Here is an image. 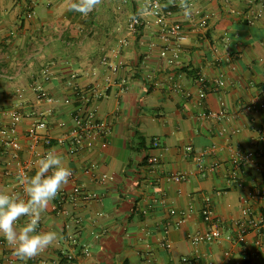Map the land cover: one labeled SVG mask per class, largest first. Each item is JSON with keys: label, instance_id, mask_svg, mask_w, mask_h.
<instances>
[{"label": "crops", "instance_id": "obj_1", "mask_svg": "<svg viewBox=\"0 0 264 264\" xmlns=\"http://www.w3.org/2000/svg\"><path fill=\"white\" fill-rule=\"evenodd\" d=\"M148 1L101 0L83 15L71 10L73 0H0V127L12 125V112L21 115V149L0 137V190L13 193L22 165L47 151L28 137L37 121L47 122L50 150L75 173L37 227L55 231L57 240L35 257H17V264H68L69 256V264H264V245L257 244L264 229L238 240L241 197L264 187V158L239 169L233 160L237 152L263 147L264 109L247 107L264 101V0H186L188 16L181 0H173L170 21L184 24L187 34L174 62L171 52L161 55L171 45L146 11ZM136 15L144 25L131 34ZM121 39L127 45L117 54ZM105 57L124 65L112 73ZM201 78L209 86L216 79L225 82L208 91L203 107ZM37 83L58 103L39 100ZM94 90L101 97L91 95ZM219 109L227 112L223 120L199 118L202 110ZM77 114L95 115L110 132L96 136L93 147L72 152L59 140L75 128ZM189 146L195 153L217 146L204 163L219 166L203 176L197 153L187 154ZM36 170L34 164L30 176ZM174 174L185 179L177 181ZM75 186L92 200L72 199ZM62 194L68 195L67 214L53 209ZM207 199L222 237L194 244L191 237L209 229L202 216ZM26 222L22 217L16 227ZM0 241H6L2 235ZM12 255L10 245H0V264Z\"/></svg>", "mask_w": 264, "mask_h": 264}, {"label": "built area", "instance_id": "obj_2", "mask_svg": "<svg viewBox=\"0 0 264 264\" xmlns=\"http://www.w3.org/2000/svg\"><path fill=\"white\" fill-rule=\"evenodd\" d=\"M254 1H250L252 3ZM146 11L152 14L158 21V23L162 27L161 37L169 42L171 45L169 48H165L161 51V55L163 57H169V52H171V62L177 61L181 57V53L183 50L184 41L187 37L186 34V27L184 24L179 22H172L170 18L173 15V10L166 8V5L161 0H149L146 5ZM252 21L255 20V17L251 18ZM251 21V22H252ZM144 25V19L141 15L134 16L130 23H129V32L136 33L139 26ZM201 25L206 26V21H203ZM127 45L126 39H121L119 41L118 49L115 53H119L120 49ZM103 62L108 66L109 70L112 73H118L120 69L123 67V61L113 62L110 61L107 57L104 58ZM43 76L46 80H49L51 77V73L48 69L43 72ZM202 83V87L199 93V105L203 107L204 99L206 98L208 91H218L222 87H224L225 82L223 79H216L212 86L207 84L205 78H201L200 80ZM122 83H126V78L122 79ZM34 89L37 93V97L41 101H46L50 104L58 103V100L48 94V92L43 88L41 83H37L34 86ZM94 94L97 97H101V93L99 90H94ZM190 95V93H188ZM248 110L258 111L264 109V101L261 103H256L255 101L248 105ZM13 118V123L10 127H0V137L2 142L12 147L15 150L21 149V144L19 142L17 133H16V126L17 122L19 121L21 115L19 112L14 111L11 113ZM227 116V112L224 109L219 110H202L199 113V118L201 119H208V120H223ZM75 123L76 126L72 130L66 133V135L62 136L59 140L60 142L67 144L69 149L72 152L77 151L79 148L86 146L87 148H91L94 145V139L96 136L102 133H109L110 128L106 125V123L95 117V115H82L77 114L75 116ZM48 130L47 122L45 121H37L34 123L28 130V137L33 141L35 145L43 143L45 147H47V151L54 145V140L46 134ZM260 141L263 144L262 149L260 150H249L246 152H237L233 155V160L236 167L239 169L242 166H247L249 164L255 163L256 160L264 158V128L260 134ZM155 145H158V141H155ZM217 149V146H212L202 152H196L194 149L189 146L187 147V154L193 155L196 154V159L198 161L199 170L201 171L202 175L205 176L207 170H215L219 164L213 163L211 165H206L204 163L205 157L213 154ZM46 151V152H47ZM45 152V153H46ZM44 153V154H45ZM43 154V155H44ZM42 155V156H43ZM35 161H31L28 163H24L21 168V173L19 176H28L30 177V171L32 170ZM72 171V170H71ZM233 175H236V172H233ZM172 177L177 180L181 181L184 180L185 177L181 174H174ZM17 183V187L14 190V194L17 192H21L23 194V185L19 182ZM70 180H75V173L72 171V176ZM24 195V194H23ZM78 197H82L85 201H90L93 198V195L86 194L81 186H75L73 195L71 196L72 199L77 200ZM70 198V199H71ZM68 199V195L62 194L58 201L54 204L53 209L58 213H65L67 214L68 211L65 208L66 200ZM207 203L202 210V216L204 221L208 224L209 229L206 234L197 233L194 234L191 238L194 244H197L201 241L207 242H214L222 237V228L219 219L216 218L214 215L213 209L211 207V200L207 199ZM260 204L262 209H258L256 206ZM241 212L242 217L238 221L240 227V233L238 236L239 241H244L245 236L252 230L262 231L264 229V187L254 188L251 189L246 195L241 197ZM176 211L173 210V213ZM182 222V221H181ZM231 239V236L227 237ZM72 242L77 244V238H72ZM258 246L264 245V239H260L257 241ZM0 245L6 246L8 243L6 241H0ZM82 252L87 253L89 248L86 245H83L81 248ZM68 264L72 262V257L69 256ZM186 260V259H185ZM7 264H17V257L14 255L10 256L7 260ZM25 264H31L29 262H25ZM35 264H45L43 262H38ZM52 264H65L64 262H56Z\"/></svg>", "mask_w": 264, "mask_h": 264}, {"label": "clouds", "instance_id": "obj_3", "mask_svg": "<svg viewBox=\"0 0 264 264\" xmlns=\"http://www.w3.org/2000/svg\"><path fill=\"white\" fill-rule=\"evenodd\" d=\"M101 0H73L72 11L88 15L100 5ZM184 15H190L186 0H181ZM35 174L20 177L23 196L0 190V235L13 249V254L21 260L39 255L57 240L55 231L37 232L41 215L69 183L71 169L64 158L55 150H48L35 161ZM22 217L27 222L20 228L16 223Z\"/></svg>", "mask_w": 264, "mask_h": 264}, {"label": "trees", "instance_id": "obj_4", "mask_svg": "<svg viewBox=\"0 0 264 264\" xmlns=\"http://www.w3.org/2000/svg\"><path fill=\"white\" fill-rule=\"evenodd\" d=\"M165 5H166V8L170 9V10H173L175 5H174V1L173 0H161Z\"/></svg>", "mask_w": 264, "mask_h": 264}]
</instances>
